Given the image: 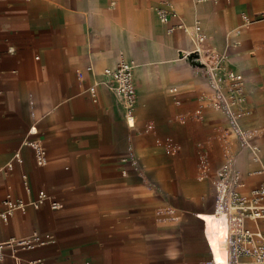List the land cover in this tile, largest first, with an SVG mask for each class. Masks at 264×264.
Here are the masks:
<instances>
[{"label": "crops", "instance_id": "obj_1", "mask_svg": "<svg viewBox=\"0 0 264 264\" xmlns=\"http://www.w3.org/2000/svg\"><path fill=\"white\" fill-rule=\"evenodd\" d=\"M170 1L242 78L249 115L241 124L261 165L239 151L210 87L180 57L192 50L188 35L158 23V0H0V210L6 195L28 204L40 191L60 204L28 206L0 223V243L34 232L55 238L5 249L2 264H212L205 217L225 159L236 157L244 195L264 180L256 174L264 169V0ZM120 55L135 67L132 128L109 91L97 87L96 102L87 92ZM25 140L42 143L46 165ZM130 156L142 174L122 161Z\"/></svg>", "mask_w": 264, "mask_h": 264}, {"label": "built area", "instance_id": "obj_2", "mask_svg": "<svg viewBox=\"0 0 264 264\" xmlns=\"http://www.w3.org/2000/svg\"><path fill=\"white\" fill-rule=\"evenodd\" d=\"M205 1L216 2V0H199V2ZM158 2L161 4L155 9L158 23L165 28L166 34L182 31L188 35L192 50L183 53L182 58L187 61L188 55L192 53L197 55L195 61L199 65L193 66L187 61L193 68L194 75L203 78L210 87V99L224 113L234 133L239 151L250 153L254 162L261 165L258 156L260 147L241 124V120L249 115L246 107V87L242 78L226 67L223 54L206 48L207 37L198 23L188 28L170 0H158ZM173 19L177 21L176 24H171ZM243 20L245 23L251 22L246 16H243ZM259 20H264V12L259 15ZM203 55H207L205 60L202 59ZM134 68L132 61L120 55L116 66L113 69H104L99 74V78H94L93 84L87 89L94 102L97 101V87L101 86L109 91L115 97L122 117L129 128L132 127L128 119L134 116L137 101L133 81ZM87 71L94 73L92 65L87 67ZM22 145L33 151L34 159L38 164L46 165L47 152L39 140H25ZM165 153L169 157H174L178 151L174 147H167ZM13 158L20 162L19 153H16ZM122 161L132 163L142 174L141 165L135 156L124 158ZM7 166H10V163ZM256 174L264 176V169L256 171ZM22 185L24 190L29 192L26 174L22 175ZM212 187L215 204L213 210L205 217L207 226L205 239L210 250L212 264H264V180L244 195L242 174L237 168L236 157L232 156L217 172ZM2 204L0 223H7L16 211L25 212L28 206L39 209L47 204L51 210L60 208V204L50 200L44 191H40L36 198L28 204L11 195H6ZM47 243L54 244V236H43L36 232L23 239H11L0 243V264H2L5 249H10L15 253L18 250L42 247ZM29 264H43V262L34 260Z\"/></svg>", "mask_w": 264, "mask_h": 264}, {"label": "bare ground", "instance_id": "obj_3", "mask_svg": "<svg viewBox=\"0 0 264 264\" xmlns=\"http://www.w3.org/2000/svg\"><path fill=\"white\" fill-rule=\"evenodd\" d=\"M199 24V23H198ZM200 25V24H199ZM189 28V27H188ZM185 35V34H184ZM206 57H207V55H203V57H202V59L203 60H205L206 59ZM203 79V78H202ZM210 90V89H209ZM255 98V97H254ZM245 119V118H244ZM128 122H129V125L130 126H132L133 124H134V117L132 116V117H129V119H128ZM242 122H243V120H242ZM229 129H231V128H229ZM231 132H232V134H234L233 133V131L232 130H230ZM244 152V151H243ZM248 153V152H247ZM249 154V156H250V158H251V160L254 162V160H253V158H252V156H251V154L250 153H248ZM259 158L261 157V149H260V153H259ZM260 161H261V158H260ZM255 163V162H254ZM261 163H262V161H261ZM255 174V173H254ZM215 204V203H214ZM206 232V231H205ZM204 239H205V233H204ZM205 241H206V239H205ZM208 245V244H207ZM208 250H209V247H208ZM209 253H210V250H209Z\"/></svg>", "mask_w": 264, "mask_h": 264}, {"label": "water", "instance_id": "obj_4", "mask_svg": "<svg viewBox=\"0 0 264 264\" xmlns=\"http://www.w3.org/2000/svg\"><path fill=\"white\" fill-rule=\"evenodd\" d=\"M183 56H184L183 53H180V57H183ZM195 59H197V55L194 54V53H192V54H190V55L187 56V61H188L189 63H191L193 66H195V65H199V63H197V62L195 61Z\"/></svg>", "mask_w": 264, "mask_h": 264}, {"label": "rangeland", "instance_id": "obj_5", "mask_svg": "<svg viewBox=\"0 0 264 264\" xmlns=\"http://www.w3.org/2000/svg\"><path fill=\"white\" fill-rule=\"evenodd\" d=\"M224 55V54H223ZM225 56V55H224ZM214 103V102H213ZM215 104V103H214ZM230 130V129H229ZM230 133H232L231 131H229ZM229 157H231V155L230 156H227V158L225 159V161H224V163H223V165L228 161V159H229Z\"/></svg>", "mask_w": 264, "mask_h": 264}]
</instances>
